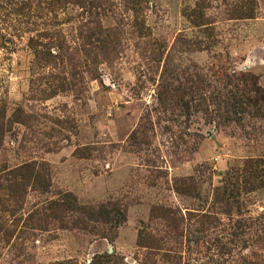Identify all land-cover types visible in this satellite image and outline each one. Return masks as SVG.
Instances as JSON below:
<instances>
[{"label": "rangeland", "instance_id": "1", "mask_svg": "<svg viewBox=\"0 0 264 264\" xmlns=\"http://www.w3.org/2000/svg\"><path fill=\"white\" fill-rule=\"evenodd\" d=\"M0 107V264H264V0H0Z\"/></svg>", "mask_w": 264, "mask_h": 264}, {"label": "trees", "instance_id": "2", "mask_svg": "<svg viewBox=\"0 0 264 264\" xmlns=\"http://www.w3.org/2000/svg\"><path fill=\"white\" fill-rule=\"evenodd\" d=\"M4 119V116H2V108L0 107V126L3 125L2 120ZM4 135V132H2V129H0V141L2 140ZM26 169L21 170H14V171H10V170H0V181L1 180H12L15 177H23V180H25L26 178L30 177V171H29V166H25ZM11 185H9L10 187ZM1 188V186H0ZM7 192H11L10 188L6 189Z\"/></svg>", "mask_w": 264, "mask_h": 264}]
</instances>
